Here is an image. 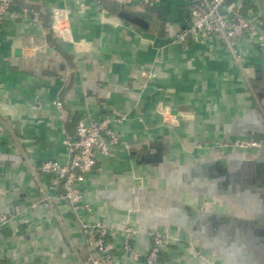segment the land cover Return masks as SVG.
<instances>
[{
	"label": "crops",
	"instance_id": "0c3cea01",
	"mask_svg": "<svg viewBox=\"0 0 264 264\" xmlns=\"http://www.w3.org/2000/svg\"><path fill=\"white\" fill-rule=\"evenodd\" d=\"M233 3L260 32L244 62L215 39L174 41L190 0H13L0 24V264H92L82 221L114 229L115 264L152 248L138 235L125 252L126 225L170 237L156 264H264V144L224 147L264 142V0ZM82 117L120 138L78 185L91 212L40 171L68 161Z\"/></svg>",
	"mask_w": 264,
	"mask_h": 264
},
{
	"label": "built area",
	"instance_id": "2783aa9c",
	"mask_svg": "<svg viewBox=\"0 0 264 264\" xmlns=\"http://www.w3.org/2000/svg\"><path fill=\"white\" fill-rule=\"evenodd\" d=\"M161 0H141L143 6L155 7ZM13 0H0V24L11 16ZM25 16L28 12L25 11ZM189 27L177 34L174 41L186 43L192 39L196 42L205 39H215L229 51L233 57L244 62L243 49L245 46H253L259 42L260 32L255 25H252L245 15L237 10L233 0H190L188 7ZM32 21L40 24V16L33 13ZM156 74L151 72L148 78L154 80ZM58 108L62 105L55 103ZM110 119L91 120L82 117L77 122L73 134H67L64 145L68 154V161L44 162L40 166L43 174L52 175L62 184L64 188L63 198L68 202L74 212L85 210L91 212L89 204L85 203L84 196L78 185L84 182L85 177L92 173L99 162L100 157L109 156L113 149L120 144V138L110 128ZM264 142L252 139H242L230 142L224 147H233L247 151L263 147ZM16 215L26 212L24 206L15 209ZM8 214L0 213V234L10 221ZM81 227L87 237L90 238L96 257L92 258V264H115V259L108 245V238L114 229L101 222L88 224L81 222ZM125 234L124 250L127 253L133 252L131 239L138 235H144L151 239L152 248L144 260V264H156L159 256L170 243V237L154 230H137L126 225L123 228Z\"/></svg>",
	"mask_w": 264,
	"mask_h": 264
},
{
	"label": "water",
	"instance_id": "95a60500",
	"mask_svg": "<svg viewBox=\"0 0 264 264\" xmlns=\"http://www.w3.org/2000/svg\"><path fill=\"white\" fill-rule=\"evenodd\" d=\"M114 11L115 13L119 14L121 11H122V6L118 3L114 4ZM123 18L129 20L132 24H135L139 27H142L144 28L145 27V21L139 17H135V16H131V15H128V14H124V15H121Z\"/></svg>",
	"mask_w": 264,
	"mask_h": 264
},
{
	"label": "trees",
	"instance_id": "16d2710c",
	"mask_svg": "<svg viewBox=\"0 0 264 264\" xmlns=\"http://www.w3.org/2000/svg\"><path fill=\"white\" fill-rule=\"evenodd\" d=\"M145 7H146V8H153V7H149V6H145ZM188 27H189V15H188V17H187L186 27H185L184 30H186ZM161 254H162V253H161ZM161 254H160V256H161ZM160 256H159V258H160Z\"/></svg>",
	"mask_w": 264,
	"mask_h": 264
}]
</instances>
